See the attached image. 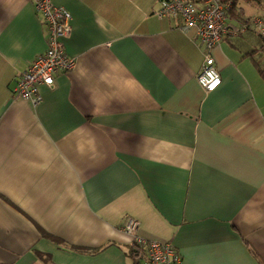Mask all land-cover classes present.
<instances>
[{
    "label": "crops",
    "instance_id": "crops-1",
    "mask_svg": "<svg viewBox=\"0 0 264 264\" xmlns=\"http://www.w3.org/2000/svg\"><path fill=\"white\" fill-rule=\"evenodd\" d=\"M53 2L75 62L33 104L11 88L46 31L30 0H0V264H134L132 235L181 264H264V52L241 29L264 0L228 11L208 92L194 30L158 0Z\"/></svg>",
    "mask_w": 264,
    "mask_h": 264
},
{
    "label": "built area",
    "instance_id": "built-area-1",
    "mask_svg": "<svg viewBox=\"0 0 264 264\" xmlns=\"http://www.w3.org/2000/svg\"><path fill=\"white\" fill-rule=\"evenodd\" d=\"M34 11L41 18L46 31L44 51L31 60L15 78L11 88L14 97L36 103L39 100L37 88L53 84L56 71L66 72L74 66V58L68 56L61 39L69 33V12L54 4L53 0H30ZM231 0H158L153 14L157 18L177 17L181 30L193 29L202 45L203 60L196 74V81L204 91H212L220 84L209 51L228 32L227 14ZM250 27L260 37H264V23L259 18H251L241 29ZM138 227L137 220L127 217L122 226L125 234L132 235ZM131 242L140 250L135 264H181L176 248L167 241L145 239L132 235Z\"/></svg>",
    "mask_w": 264,
    "mask_h": 264
},
{
    "label": "trees",
    "instance_id": "trees-1",
    "mask_svg": "<svg viewBox=\"0 0 264 264\" xmlns=\"http://www.w3.org/2000/svg\"><path fill=\"white\" fill-rule=\"evenodd\" d=\"M237 0H231V7H233V5L235 4ZM247 3H257L259 0H243ZM229 9V10H230ZM259 49H261L264 52V37H261V45L259 47ZM257 71L259 76L264 80V68L257 66ZM86 251V250H84ZM139 249L137 248V246H135L133 243L131 244L129 251H128V255L131 257V259H136V256L139 255ZM135 264V263H134Z\"/></svg>",
    "mask_w": 264,
    "mask_h": 264
}]
</instances>
